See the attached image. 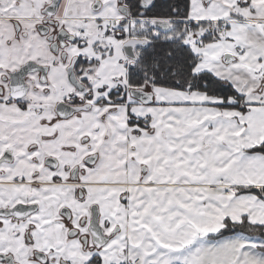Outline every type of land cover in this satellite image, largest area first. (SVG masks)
<instances>
[{
  "label": "snow or ice",
  "instance_id": "1",
  "mask_svg": "<svg viewBox=\"0 0 264 264\" xmlns=\"http://www.w3.org/2000/svg\"><path fill=\"white\" fill-rule=\"evenodd\" d=\"M0 264H264V0H0Z\"/></svg>",
  "mask_w": 264,
  "mask_h": 264
}]
</instances>
